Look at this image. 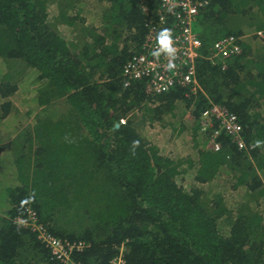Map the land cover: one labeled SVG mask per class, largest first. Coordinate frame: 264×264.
<instances>
[{
    "label": "trees",
    "instance_id": "1",
    "mask_svg": "<svg viewBox=\"0 0 264 264\" xmlns=\"http://www.w3.org/2000/svg\"><path fill=\"white\" fill-rule=\"evenodd\" d=\"M90 3L98 26L84 0H0V121L18 112L12 98L26 69L41 82L34 124L0 145V156L12 147L15 156L0 175V264H54L42 227L84 242L72 255L82 264L118 255L125 264H264V0H210L195 24L197 88L160 95L147 93L150 78L125 71L161 0ZM250 32L262 45L252 46ZM228 35L242 39V53L212 59L211 46ZM212 104L238 116L246 150L227 135L219 151L210 147L217 124L202 132L201 119ZM185 135L189 158L175 155ZM224 175L231 191L245 192L233 208L225 192L203 188ZM28 207L38 220L26 227L16 219H28Z\"/></svg>",
    "mask_w": 264,
    "mask_h": 264
},
{
    "label": "built area",
    "instance_id": "2",
    "mask_svg": "<svg viewBox=\"0 0 264 264\" xmlns=\"http://www.w3.org/2000/svg\"><path fill=\"white\" fill-rule=\"evenodd\" d=\"M210 4V0H161L157 14L149 24L148 34L143 43V52L134 57L126 68V75L131 79L150 78L147 93L160 95L176 87L197 88V59L200 56L202 41L195 31V24L200 12ZM169 30L167 32L163 30ZM235 35L224 36L211 46V58L227 60L242 53L240 41ZM211 131L210 147L214 151L221 149L216 140L222 135L232 138L240 150H246L243 138V126L238 116L227 108L212 104L201 119V131ZM28 219L17 218L24 226H30L38 220L31 207L26 209ZM34 224V223H33ZM35 230L36 227L34 226ZM42 239L51 251L54 264H82L73 259V253L82 251L84 242H71L58 238L45 230ZM122 250V249H121ZM112 264H125L122 255L116 256Z\"/></svg>",
    "mask_w": 264,
    "mask_h": 264
},
{
    "label": "rangeland",
    "instance_id": "3",
    "mask_svg": "<svg viewBox=\"0 0 264 264\" xmlns=\"http://www.w3.org/2000/svg\"><path fill=\"white\" fill-rule=\"evenodd\" d=\"M94 0H84L86 8H90L91 11L88 15H86V20L89 24H95V21L98 23L100 16L96 7H93L90 2ZM58 13V8L56 5H52L49 9V14L51 17L55 16ZM50 17V18H51ZM53 19V18H51ZM60 30L67 38H73L72 29L67 25H61ZM74 34V32H73ZM255 33L250 32L249 36H251L252 46L255 48L261 44V38H255ZM16 72L24 73V69L20 65L16 64L13 67ZM8 69L10 67L8 65ZM7 71L5 67L4 61L0 60V80L2 75ZM35 70L26 69L22 80L19 84V90L16 93V96L12 98L13 103L16 108H18V112L12 113L8 118L3 121H0V145H5L13 142V140L23 131L24 128L28 126H32L36 120V114L39 110V106L36 101L37 89L41 85V82L37 81L38 76L35 73ZM67 106L62 101L59 106H57L58 111L55 112V117H58L63 114L66 110ZM141 134L143 137L149 139L151 138V130H141ZM180 143H182L185 148L180 153H175V155L180 156L182 158H189L195 155L191 147L192 138L189 135L183 136L182 139H179ZM14 147L4 151L0 158V175L3 176L5 174L6 169H10L11 166H14ZM194 158V157H193ZM13 167H11L12 169ZM190 183V178L184 181V184L187 185ZM188 186V185H187ZM231 186V182L227 176H221L214 185V189H211L210 186H204L203 188L207 190L208 193H214L216 191L225 192L228 198L232 201L231 207H235L239 202L242 201L244 196V191H231L229 188ZM4 195L0 194V200H3ZM3 206H0V208ZM260 211L264 214V206L260 208ZM90 226V224H88ZM87 226V227H88ZM221 227L224 232H226L224 224L221 223Z\"/></svg>",
    "mask_w": 264,
    "mask_h": 264
},
{
    "label": "crops",
    "instance_id": "4",
    "mask_svg": "<svg viewBox=\"0 0 264 264\" xmlns=\"http://www.w3.org/2000/svg\"><path fill=\"white\" fill-rule=\"evenodd\" d=\"M107 7V4L105 5V8ZM100 20V19H99ZM99 23H100V21H98V23L95 21V25L94 26H98L99 25ZM252 44V43H251ZM0 213H1V211H0Z\"/></svg>",
    "mask_w": 264,
    "mask_h": 264
},
{
    "label": "clouds",
    "instance_id": "5",
    "mask_svg": "<svg viewBox=\"0 0 264 264\" xmlns=\"http://www.w3.org/2000/svg\"><path fill=\"white\" fill-rule=\"evenodd\" d=\"M163 31L167 32V31H169V30L165 29V30H163Z\"/></svg>",
    "mask_w": 264,
    "mask_h": 264
},
{
    "label": "water",
    "instance_id": "6",
    "mask_svg": "<svg viewBox=\"0 0 264 264\" xmlns=\"http://www.w3.org/2000/svg\"><path fill=\"white\" fill-rule=\"evenodd\" d=\"M117 127H118V125H117Z\"/></svg>",
    "mask_w": 264,
    "mask_h": 264
}]
</instances>
